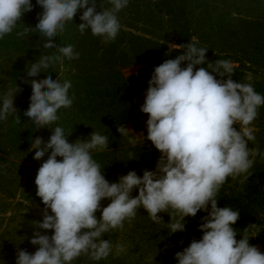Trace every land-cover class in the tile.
Masks as SVG:
<instances>
[{"label":"rangeland","instance_id":"obj_1","mask_svg":"<svg viewBox=\"0 0 264 264\" xmlns=\"http://www.w3.org/2000/svg\"><path fill=\"white\" fill-rule=\"evenodd\" d=\"M70 2L76 8L66 11L93 12L105 25L97 55L117 59L88 80L95 97L74 81L69 63L47 81L27 49L0 41V264H224L211 222L207 146L184 107L177 80L186 66L169 58L179 47L165 19L141 0ZM185 2L189 37L224 62L208 82L233 126L224 141L242 157L222 181L255 222L259 231L246 243L264 263V0ZM61 15L58 29L72 22ZM16 114L35 120L29 144L6 139ZM101 146L109 152L96 161L35 166ZM61 214L71 224H59ZM74 217L95 224V250L80 249Z\"/></svg>","mask_w":264,"mask_h":264},{"label":"trees","instance_id":"obj_2","mask_svg":"<svg viewBox=\"0 0 264 264\" xmlns=\"http://www.w3.org/2000/svg\"><path fill=\"white\" fill-rule=\"evenodd\" d=\"M58 1L60 2L57 3ZM70 1L79 0L10 1L9 8H0V14L4 15L7 21H0V41L16 46V49L17 47L27 49L30 58L38 61V65L42 67V73L47 81L51 79L59 63H69L74 69V81L85 94L96 97L100 95V92L96 85L89 84L88 80L103 74L106 69L115 64L117 57L112 52H102L97 55L101 47L96 37L98 30L105 25L100 24L93 12L85 16L66 11V7L72 10L76 8ZM141 1L143 5L145 4L148 14L154 13L159 18L165 19L167 33L174 37L172 41L179 47L169 54V58L180 59L186 66L177 81L184 89V107L202 126L200 132L207 146L208 170L205 177L211 188L209 194L214 207L211 222L216 228V237L220 239L218 242L223 245L221 261L224 264H264L263 253L255 252L246 243L250 233L259 231L255 227V222L241 210L238 203L227 198L222 181L227 169L236 164L239 165L242 157L237 155L236 149L231 145L228 146L224 141L233 126L223 120L221 105L211 92L208 82L209 74L222 70L224 62H221L219 56L202 54L198 44L189 37L191 34L187 27L185 0ZM126 3L129 4V0H126ZM62 13L72 19V22L58 29L57 21ZM61 36H69V38L64 39ZM171 59L166 64H169ZM227 70L235 71L230 68ZM13 119L11 133L6 135V139L11 143L18 141L21 144L27 141L29 144L30 138L35 133L34 118H29L28 115L19 117L16 114ZM108 152L109 149L106 146H101L94 152L39 158L35 166L47 168L67 161L77 162L87 159L96 161ZM238 159H240L239 162H237ZM60 216H62L61 219L57 221L59 224L63 226L71 224L70 215L61 214ZM72 225L77 231L74 236L79 235L80 249L95 250L98 235L95 224L90 220L74 217ZM234 252V259L230 260Z\"/></svg>","mask_w":264,"mask_h":264}]
</instances>
